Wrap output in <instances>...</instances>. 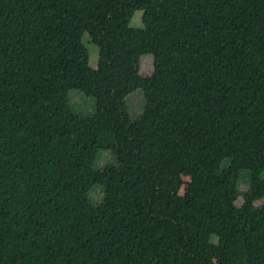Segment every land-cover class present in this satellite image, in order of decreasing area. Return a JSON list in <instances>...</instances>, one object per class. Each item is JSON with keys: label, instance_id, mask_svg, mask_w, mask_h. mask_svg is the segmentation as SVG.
<instances>
[{"label": "trees", "instance_id": "obj_1", "mask_svg": "<svg viewBox=\"0 0 264 264\" xmlns=\"http://www.w3.org/2000/svg\"><path fill=\"white\" fill-rule=\"evenodd\" d=\"M262 198L264 0H0V264H264Z\"/></svg>", "mask_w": 264, "mask_h": 264}, {"label": "rangeland", "instance_id": "obj_2", "mask_svg": "<svg viewBox=\"0 0 264 264\" xmlns=\"http://www.w3.org/2000/svg\"><path fill=\"white\" fill-rule=\"evenodd\" d=\"M142 12L135 11L131 21L130 27L134 30L142 29L143 25L141 22ZM83 41L86 45V49L89 55V65L92 68H96L98 61V48L90 42L87 34L84 35ZM153 71V60L151 57H145L141 62V75L149 76ZM71 107L78 111L89 115L95 110V101L93 98L86 96L84 93L79 91H71L69 93ZM128 110L132 119H137L143 115L145 109V98L141 90H138L131 94L127 99ZM115 162L114 154L111 151H101L97 160V167L99 169L105 168L107 165ZM228 163L226 162V165ZM250 187V174L249 172H242L240 179L238 180V189L240 192H244ZM106 195V189L102 185H96L91 191V196L96 204H102ZM243 203L242 196L236 199L235 205L239 208ZM256 205L258 207L264 206V198L259 199ZM216 242V238L212 240Z\"/></svg>", "mask_w": 264, "mask_h": 264}]
</instances>
